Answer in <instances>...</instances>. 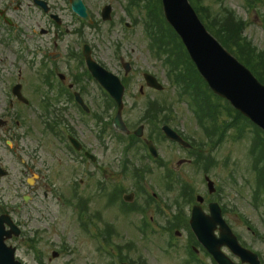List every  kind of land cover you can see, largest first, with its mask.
I'll list each match as a JSON object with an SVG mask.
<instances>
[{
	"label": "rangeland",
	"instance_id": "374dc122",
	"mask_svg": "<svg viewBox=\"0 0 264 264\" xmlns=\"http://www.w3.org/2000/svg\"><path fill=\"white\" fill-rule=\"evenodd\" d=\"M45 1L53 7L54 13L61 16L63 20L61 27L45 17L31 0H0V7L10 8V15L15 21V29L8 34L9 26L0 20V117L7 120L19 117L24 119L23 121L37 122L39 129L38 133L29 132L23 137L20 136L23 133L20 129L0 130V162L10 171L9 178L0 179V196L3 197L0 202H8L15 206L21 205L24 194L29 193L36 197L30 204L25 205L23 212L17 217L24 226L23 234L13 243L18 248L19 259L24 264H118L115 251H119L120 248L124 249L121 254H126L135 264H210L211 261L204 255L195 257V253L192 255L188 252L186 245L191 236L184 226L178 229L181 232L180 236L174 235L175 231L168 232L169 225L161 216V208L156 209L157 204L161 203L165 206L169 219H172L180 208L176 204L177 200L184 206L185 203L193 202V197L195 199L202 195L218 202L226 210L225 218L234 232L246 244L260 252L264 264V242L261 240L264 237V187L261 198L259 195L253 197L254 191L259 188V179L253 163L255 156L250 152L253 138L256 136L254 128L242 121L240 125L245 128L244 132L241 133L238 127L226 130L225 121H230L225 111L227 104L217 102L218 130L211 137L202 132L193 117L189 103L179 98V89L171 84L161 63L152 57L142 27L133 30V27H126L124 21L127 17L124 15V9L128 6L129 0H85L97 21L93 28L84 27L74 17L69 0ZM20 2L23 6L18 9ZM109 3L115 8L114 19L110 23H102L99 14L102 7ZM203 4L207 11L219 12L221 9L229 8L234 10L240 19L250 21L245 35L259 51L264 52V4L257 7L259 21L255 18V9L250 10L252 7L245 0H203ZM213 28L219 32L217 26L214 25ZM42 30H47L48 34L42 35ZM84 42L91 45L95 59L103 65L117 70L118 53L125 55L123 58L133 64L135 80L128 82L124 117L133 125L130 124L132 127L145 124V134L153 137L158 144L161 162L150 158L142 143H136L134 148L126 149L130 141L127 138L119 139L117 131L112 128L102 139L99 138L101 130L92 117L97 113L106 117L105 111L107 113V106L110 103L105 98L100 100L101 92L87 79H85L87 85L83 82L81 86L86 90V101L88 100L87 104L92 109V114L85 116L74 104L66 105L63 96L59 104L62 109L60 116L66 117L69 114L75 123L72 126L75 133L100 158L101 165L96 167L73 159L67 163L60 162L59 157L55 155L64 145H61L60 141L55 142L50 135L43 134L39 121L32 117H39V120L42 117H50L46 108L52 106L49 84L58 81L57 77L52 76L55 68L58 69V73L67 76L73 74L84 76L77 53L69 55L71 51H75L76 43L81 50ZM55 52L62 53V57L51 63L48 55ZM144 72L155 74L167 89L163 93L145 89L147 95L144 98L139 97L137 94L142 80L138 81V77ZM18 82L23 84L24 94L30 100L27 107L12 96V86ZM97 100H100L99 104L96 103ZM65 105L67 107H63ZM150 107L159 111L149 114ZM109 115L113 117L114 111L113 113L109 111ZM144 117H168L171 121L169 124L182 132L188 142L201 147L205 163L211 165L209 169L203 168L205 163L198 165L191 162L178 166L180 160H194L195 156L162 139L157 133L162 123L149 124L144 122ZM207 120L209 123L212 121ZM83 123L86 125L88 123V126H83ZM29 126L27 123V127ZM15 137H17L15 145L9 147L7 141ZM259 138L264 142V138ZM206 141L210 147L204 146ZM29 154L33 155L36 163L25 166L24 160L25 163L28 162ZM50 154L55 156L48 158ZM69 164L89 166V173L76 176V182L85 179L78 189L79 195L85 194V188L90 187L93 180L95 182L104 180L108 185H114L115 189L121 191V197L131 192H137L139 195L137 203L134 200L136 204H133L136 211V214H132L136 215L135 226L130 224L132 217L129 214L122 209L117 210L120 204L111 201L109 197L101 201L104 209L115 211L110 217L101 212L102 221L111 223L118 229L114 235L107 237L109 245L105 244L106 251L91 245L96 241H91L88 232H83L76 210L64 207L65 204L61 205L58 185L55 186L57 189L55 196L43 200L42 192L38 190L40 186L36 184L32 189L26 183V179L35 172V167L51 180L50 169ZM206 175L216 183L217 192L214 197L207 193ZM97 194L101 195L99 192ZM70 195L72 191L69 192ZM152 197L154 198L151 199ZM62 199L66 202L64 198ZM144 203L147 207L143 208ZM87 209L95 213L92 207ZM143 209H146L144 217L148 220L154 218L155 222L145 231L148 233L147 236L141 238L136 227L140 228L144 220L143 215H140V210ZM190 209L186 207L188 215ZM96 222L97 219L94 220V223ZM161 226L165 229L160 228ZM104 228H108L107 223L103 224L100 221L99 225L95 224V229L99 231ZM254 230L256 234H253ZM131 236L137 237L138 252L127 250L128 238ZM31 238L35 240L33 243ZM168 240L172 242L167 247ZM54 251L59 252L58 258H53Z\"/></svg>",
	"mask_w": 264,
	"mask_h": 264
},
{
	"label": "water",
	"instance_id": "95a60500",
	"mask_svg": "<svg viewBox=\"0 0 264 264\" xmlns=\"http://www.w3.org/2000/svg\"><path fill=\"white\" fill-rule=\"evenodd\" d=\"M163 2L167 19L183 38L192 59L214 93L228 100L243 115L264 130V85L208 33L188 0H163ZM73 7L81 17L88 19L81 0H75ZM89 65L96 75L97 66L91 61ZM101 80L114 95L117 93V87L112 86L109 80ZM150 82L154 84L153 81L150 80ZM20 89L21 86H17L14 92L22 98ZM122 94L121 91L120 97H117L120 108ZM115 123L119 130L126 131L121 117H118ZM150 148L156 154L152 145ZM200 216L198 213L194 215V227L202 243L214 254L220 264H234L222 254L220 251L222 246L229 247L236 255H239L243 264H260L255 254L240 247L236 236L222 221L220 214L218 216L214 212V218L202 221V229L198 224ZM218 224L221 225L220 238L214 234ZM3 226L4 219L0 218V264H22L15 259L16 249L6 245V240L10 239L13 233L18 235L19 232L16 230L5 232Z\"/></svg>",
	"mask_w": 264,
	"mask_h": 264
},
{
	"label": "trees",
	"instance_id": "16d2710c",
	"mask_svg": "<svg viewBox=\"0 0 264 264\" xmlns=\"http://www.w3.org/2000/svg\"><path fill=\"white\" fill-rule=\"evenodd\" d=\"M220 25H224L223 27L226 26V24H220ZM217 39L226 48H228L230 51L234 52L243 61V63L245 65H247L254 72V74H256L258 76V78L264 83V69L259 66V63L256 62V59L254 57L255 53L253 52L254 51L253 49H251L246 43H242L239 38L237 39V38H234L233 36H231L228 29H226V28L217 33ZM233 40H235V41H233ZM253 58H254V60H253ZM184 59H187V61H189L187 57L182 55L181 60L183 61ZM186 64L193 67L192 63L187 62ZM188 79H191V78H187V77L182 78V82L186 86H188ZM190 86L192 87V90H193L192 94H193L194 101H195L196 106H197V110H196L197 116L198 117H209L212 119V121H214V122L217 121L219 118L218 117L219 110H218L217 102H219V101L213 99V96L208 91V88L206 85H205V87L203 86L201 88V86L196 85V83H193ZM225 111L231 117L233 115H237V117H239L240 119H244L242 117V115L240 113L236 112L234 109H232L230 107V105H229V107H227L225 109ZM244 120H246V119H244ZM237 122H238V120L236 118H234V120L232 121L231 124L225 122V124H227L226 130H228V128H230V127L237 125L238 124ZM248 122L251 123L250 121H248ZM251 125H253V124L251 123ZM216 129L218 130L217 127H216ZM256 129H257V127H256ZM257 130L259 131V129H257ZM263 145H264V143H263ZM258 147H261V142L255 141L253 143V148H258ZM259 163L264 164V161L258 162L256 164L259 165Z\"/></svg>",
	"mask_w": 264,
	"mask_h": 264
},
{
	"label": "flooded vegetation",
	"instance_id": "af4514ba",
	"mask_svg": "<svg viewBox=\"0 0 264 264\" xmlns=\"http://www.w3.org/2000/svg\"><path fill=\"white\" fill-rule=\"evenodd\" d=\"M128 76V74H126V77ZM74 81H75V79H72V83H74ZM16 125H17V127H21V122L20 121H17L16 122ZM68 137H69V135H68ZM88 150V149H87ZM87 150L85 149L84 150V154L87 152ZM61 153L65 156V157H70V155L71 154H67L66 152H63V151H61ZM33 155L32 154H30V158L32 157ZM59 158V161L60 162H62L63 161V156L62 155H57ZM26 164V163H25ZM64 165H61L59 168H57V171H56V173L58 174L59 172H60V170H61V168L63 167ZM26 171H28V170H26ZM38 174V176H39V180H40V184H41V186H43V185H45V184H47L48 182H47V180H46V177L45 176H42L41 174H39V173H37ZM41 180H43V181H41ZM52 194H53V190H52ZM44 197L47 199L49 196L47 195V194H45L44 193ZM81 200L87 205L88 204V202H92V208H96V206H94L93 205V202H94V200H90V196L89 195H82L81 196ZM59 200H60V202H61V205L63 206L64 204H65V206L64 207H72L73 206V204H72V202H68V203H66L62 198H59ZM98 200V199H97ZM0 201H2V200H0ZM99 201V200H98ZM111 201H114V202H116V200L114 199V200H111ZM23 205H25V203H24V200H23ZM85 208H87L86 206H85ZM100 208H103L102 206H100ZM23 207H19V206H17L16 207V209H15V211H13V208L11 207V205L8 203V202H5V203H0V215H3V214H11L14 218H15V220H16V222L18 223V221H17V217L18 216H20L21 215V213L23 212ZM18 225V224H17ZM109 242H106L105 244H107V245H109L108 244ZM105 247V246H104ZM129 249H130V251L131 250H134V251H136V243L135 242H130L129 243ZM117 253V255L118 254H120V251L119 252H116ZM130 264V263H129Z\"/></svg>",
	"mask_w": 264,
	"mask_h": 264
}]
</instances>
